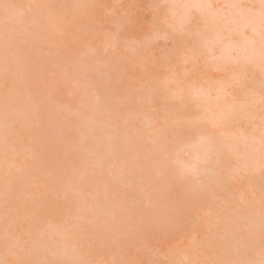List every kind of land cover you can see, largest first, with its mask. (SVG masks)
I'll use <instances>...</instances> for the list:
<instances>
[{"label":"bare ground","instance_id":"bare-ground-1","mask_svg":"<svg viewBox=\"0 0 264 264\" xmlns=\"http://www.w3.org/2000/svg\"><path fill=\"white\" fill-rule=\"evenodd\" d=\"M13 1L15 3V0ZM51 1V3L46 1L50 7L52 4L64 0ZM161 1L160 3H164L163 7L166 10L161 20L167 19L168 21L167 24L161 26V29L163 27L161 32L164 36L169 35L168 38L170 37L171 40L176 37V34L181 36V33L187 32L186 35H182L184 38L181 36L182 38H176L177 40L173 41L174 49L178 44H181L182 50L180 51L185 52V57L181 60L190 63L191 68L194 66L193 68L196 70L203 69L204 76L200 75L202 77L199 79V76L195 74V78L192 77L193 74H187L188 71L182 73L184 79L187 78L185 83H191L189 88L185 89L178 83L175 75L170 77L167 74V71L169 72L175 63H179L180 60L176 58L179 56H175L177 55L175 54L172 55L173 59L172 57L171 59L164 58L160 62L162 66L157 68L161 70L158 76L165 77L167 74L168 80L166 77L161 79L160 76L157 78L158 76L147 75L150 76V78L147 77L148 79L157 78L156 81L151 83V81L144 80L141 82L143 86L141 85L140 88L143 87L146 92L145 96H148L144 97L146 99L145 107L141 106V103L132 105V101L130 100V103L127 98V100L118 99L119 103L117 104L112 103V98H107L104 92L105 88L102 86V84H109V75L106 73V79L102 82L94 77L96 73L92 72L91 66L80 63L78 65L79 74L85 78V81L77 87L81 92L82 105L67 112L65 127L54 123L53 129L50 130L44 120L47 116L46 107L40 104L43 100L35 98L34 91H31L33 76L32 73L26 72L30 70L29 66L27 70V65L22 62L21 57L14 55L8 57L6 63L5 56L0 52V103L9 104L8 111L12 113V118L7 121L6 129L5 111L3 109V113L0 110V258H3L4 255L2 239L6 214L4 195L5 178L7 177L9 182L7 189L8 218L17 224H23L35 215L44 230L42 236L34 237V247L37 250V255L34 258L37 259L82 260V254L76 250L77 232L87 227L86 224H90L92 229L107 225L114 227L121 225V222L122 224L124 222H140L145 225L151 223V220L155 222L159 216L158 223L160 224L163 218V216L161 218L162 214L160 215L156 209H149L148 206L154 205L153 183H168L169 181L175 182L174 185L182 192L177 200V205H199L202 201L207 202V209L200 211L201 214L195 215L198 223H202L197 224L199 229H207L209 235H214L216 230L222 232L218 235L219 242L217 244H214L212 241L214 239L209 237L195 240L194 236L191 238V232L188 233V248L180 254L170 253L168 258L174 257L171 261L179 262V264H195L197 262L204 263L205 260L214 261L224 258L260 259V193L264 190V168L261 164L262 148L259 135L260 119L258 115L255 118H249L247 111L240 112L239 120L233 118L234 111L224 104V96L228 92L232 93L230 97H235L237 86L235 84L229 86L226 83L228 77L220 70L223 67V62L208 54L221 41L226 44L247 46L253 40H259L258 33L254 35L241 23L227 22L235 12L227 6L236 3L256 5L258 16L260 0H163V3ZM31 2L33 1L31 0ZM153 2L152 6L158 12V18L162 5L160 3L161 6L158 5V1L154 0ZM63 3L70 6L72 12L78 9V6L74 4L76 2L69 0L68 3ZM174 5H190L191 7H173ZM208 5L211 7H200ZM45 6L43 5V8ZM50 7L49 12H51ZM2 11L4 12L0 13V19L3 17L4 21L6 12L5 9ZM7 14H13L12 10H9ZM44 15H48V10ZM196 15L195 19L200 18L201 20L199 21L200 27L192 25L193 31L192 28L190 29V24ZM49 16L51 19L48 20L45 16L43 19L52 20L50 21L51 25H55L52 16ZM34 18L36 19V16ZM34 18L28 19L30 21L25 36L28 33V37L33 34L36 36V32H32V29H38V36H41L45 30L43 33L45 36L47 29L41 32L37 26L43 27L44 24L46 26L50 22L44 21L45 23L39 26L40 18L33 20ZM2 20H0V25L3 24V26L0 28L3 30L0 29V31L4 33ZM33 23L37 24L36 29L33 27ZM188 26L190 27L188 28ZM199 28L200 30H198ZM50 29L48 28V30ZM31 32L32 34H30ZM35 36H30L29 42L32 39L35 40L37 37ZM1 38H5V36H1L0 40ZM33 40L30 42L32 45L30 49H40L39 43ZM0 45L2 46L0 49L5 48L3 44L0 43ZM205 47L208 48V53L202 51ZM134 53L135 51L132 54ZM174 58L178 61H173L176 60ZM131 61L137 64L134 59ZM138 65L142 64L138 63ZM143 66H140L143 72H148V68ZM251 67L252 72L248 75V82L256 92L255 103L252 105L251 111L258 114L260 109L259 90L261 81L264 80V75L259 69L258 56L254 59ZM213 71L224 75L215 87L208 82L213 78L209 75ZM158 79L164 80L163 82L171 80L176 83L175 89L169 88L173 89L174 95L170 94L172 97L164 96L169 95L167 94L169 86L167 87L166 84L162 87L161 82V88H159V82L157 83L159 85H153ZM198 80H201V83H196ZM13 81L20 88L22 87L24 92L19 94L15 90L17 93H14V90L9 88ZM15 83L13 84L16 85ZM1 88H4L3 91ZM164 89L167 91L166 94L161 93L167 99L163 98L159 92ZM4 90H7V93ZM91 93L94 94L93 98L90 96ZM173 99H180L177 102V107L171 104V102L174 103ZM218 104L223 107H218ZM170 108L173 109L171 112H169ZM191 110L199 111L193 113ZM237 111L239 110L237 109ZM52 114H54L53 111ZM169 120L182 123L190 120L192 123L197 120V123L200 122V124L196 125L194 121L192 126L200 125L194 130H199L203 135H197L194 131L188 132L186 129L188 133L192 132L187 136L184 130L187 124H179L174 128L170 126L172 128L167 129L168 125L165 124V121ZM212 128H216L217 131ZM182 132L186 136L181 135ZM6 135L12 141L7 149ZM220 136L224 137L225 142L221 140ZM210 145L215 146L217 150L216 162L212 166L203 163ZM6 151L8 152L7 157L5 156ZM60 154L62 156L58 159ZM48 155H51L52 160H58L60 164L64 161H61L63 158L66 159L70 169L59 165L60 168L56 172L46 161ZM233 155L235 158L232 157ZM227 158L230 162L237 160L234 166H231L232 163H227ZM196 160L202 162V167L209 169L199 179L191 175L187 168L179 167L177 163L182 162L187 166ZM107 162H118L117 169L112 173L111 181L103 180ZM226 165L230 167L229 171L224 173ZM69 176H72L70 180L64 182L65 178ZM235 176L242 177V181H240V190L234 191L232 194L226 187V181H231ZM147 187L148 189L145 190ZM84 192H88V196L83 195ZM229 193L238 195L243 205L248 207L256 205L254 210L249 215L240 218L231 215V212L227 211L228 206L231 205ZM67 195L71 197L59 209L53 212L49 210L56 203L55 199ZM134 205H142V207L144 205V209L141 211L137 209L139 206ZM119 207L122 209L119 210ZM25 211H28L26 215ZM196 211H199V208H196ZM211 215L216 221L214 224L209 221L208 217ZM147 216L151 217L150 221L147 220ZM155 217L158 218L152 219ZM153 221L151 224L154 223ZM250 223L256 225L251 235L246 231ZM127 225L129 226V224ZM201 242L207 244L202 245ZM249 242L254 245V252L251 255L248 253ZM237 247L240 249L239 255L235 254ZM191 248L197 249V252L193 251L192 254Z\"/></svg>","mask_w":264,"mask_h":264},{"label":"rangeland","instance_id":"rangeland-1","mask_svg":"<svg viewBox=\"0 0 264 264\" xmlns=\"http://www.w3.org/2000/svg\"><path fill=\"white\" fill-rule=\"evenodd\" d=\"M32 1L33 2H31V0H15V3H13V0H0V7L2 4H7L6 2L19 5L21 6L27 20L29 18H34V16H36V19L34 18L33 20L40 18L38 23L41 25L38 24L39 26H42V23H45L44 21H46V23L52 21H48L51 19L49 18V15L53 18L55 25H51L50 22L49 24H46V26L44 24L43 27H38L37 24L34 25L33 23V27L36 29L35 26H37L41 32L44 29H47L46 35L44 36L43 34L45 33V30L42 32L41 36H38V29H32L33 31H31L34 33L36 32L37 37L35 34L29 35L28 37V33L27 36H25V40H28L27 45L29 46L22 47L23 49L20 48L14 55L21 57L22 62L27 65V70L29 66L30 70L26 72H28V74L32 73L33 76V89L31 88V83L30 88L31 91H34L33 93L35 98H41V100H43L40 104H43L46 107L45 110H47V116L44 120L47 128L50 130L53 129L54 123L56 125H60V127H65V116H67V112L74 108L77 109L82 105L81 92L77 89V87H79L81 82L85 81V78L81 77L79 74L80 70L78 65H80V63H85L91 66L92 72L96 73V76L94 75V77H97L102 82L106 79L105 75H109V84H102V86L105 88L104 92L107 98H112V103L117 104L119 103L118 99L127 98L129 99V102L130 100L132 101V105L141 103V106L143 105L145 107L146 99L144 97L148 96H145V89L143 87L142 89L140 88L141 85L143 86V83L141 84V82L148 80L152 83V81H156L155 79L159 78V76L161 77V75L158 76V74L161 73V70L157 69L162 66L160 62L165 58L166 54L173 53L177 48L175 47L174 49L175 45L173 46V41L175 42V40L182 38V35H186L187 33H181L182 37L176 34V37L171 40L170 37L168 38L169 35L164 36L161 32L163 27L162 29L161 27H154V22L159 23L165 15L166 10L163 7V0H160L163 4H161L159 0H155V2L158 1V5H162H160L162 9L158 8L161 12H159L160 15L158 14L160 16L158 17L159 19L157 18L158 12L155 10V7L152 6L154 4V0H70L71 2H76L74 4L78 6L77 11L74 12L70 10V6H66L67 4L63 3H68L69 0H64L63 2L61 1L62 3L57 2V4L53 2L55 4L51 5L53 9L50 7V4L48 6L46 3V1L50 2L51 0ZM43 5L46 6L43 8ZM72 6L74 5L72 4ZM49 7L51 12H49ZM1 8L0 13L4 12L2 11L4 8L2 10ZM46 8L48 10L47 16L44 15L45 13L47 14ZM43 15L47 17L48 20L47 18L43 19L45 18ZM195 17H197V15L192 18L190 24L191 27L188 26V28L190 27V29H193L192 25L197 26L200 24V18L195 19ZM2 19L3 17L0 20ZM2 22L4 23L3 20ZM0 26H3V24ZM48 28L51 29L48 30ZM198 30H200V28ZM0 32L2 33H0V37H4L5 33L2 31ZM32 32L30 34H32ZM192 32L191 35H193ZM30 36L36 37L35 40H32L39 43L38 47L40 46V49H30V46H32L30 44L32 40L29 42L31 39ZM42 36L44 37L42 38ZM0 43L4 46L5 38H1ZM134 47H137L138 49ZM0 48H2L1 45ZM134 51L135 53L132 54ZM0 52L5 56V48L0 49ZM179 52L180 53L175 52L177 55H174L179 56L176 58H178L181 62L179 61V63H175L172 69H170L169 72L167 71V74H169L168 76L170 77L175 75V78L177 77L178 79V83L186 89L189 88L191 83H185L187 78L184 79L182 73L184 74L185 71H188L187 74H193L192 77H194L195 74L199 76L198 78L200 79V77H202L200 75L204 76V72L202 71L203 69L196 70L193 68L194 66H192V69L190 63L181 60V58L185 57V52ZM12 56L13 55L11 53L8 55L9 58ZM132 59H134L137 64L132 62ZM178 60L176 59L173 61ZM138 63L142 64L140 66L145 65L150 72L147 70L148 72L145 71L146 73H144ZM147 75H150L151 77H158L155 79H148L150 76L148 77ZM209 75L213 78L209 79L208 82L214 87L218 85L221 78L224 76L222 73H217L215 71L211 72ZM162 77L161 79L165 78ZM168 78L169 77H166V80H168ZM161 79H158L155 84L153 83V85H159L157 84L159 82V88H161L162 82V87L166 84L167 87L169 86L168 89H175L176 83L171 82V80L169 82L165 81V83L163 82L164 80L162 81ZM199 82L201 83V80H198L196 83ZM13 83L15 82L13 81ZM13 83L9 88L14 90V93L19 92L20 94L24 92L22 87L20 88L18 84L15 83L16 85H14ZM167 87L165 86L166 89ZM2 89L4 88H1V91H3ZM166 89H164L165 92H159L166 94ZM173 89H169L167 94L174 95ZM15 90L17 92H15ZM235 90H237V88H235ZM5 91L7 93V90H4V92ZM143 92H145L144 95ZM164 94L161 93L162 96ZM93 95V93L90 94L92 98ZM169 95L164 96L167 98L173 96ZM164 96L163 98H165ZM174 98L176 97L174 96ZM233 98L234 97H229L230 100ZM173 101L174 103L171 102V104L176 105L177 107V102L180 101V99H173ZM123 102L125 101L123 100ZM157 103H160V101H157ZM168 103L170 102L168 101ZM171 104L170 106L172 107ZM149 105L151 104L149 103ZM0 108H2L0 110L3 113L4 111L10 109L9 104H2V102L0 103ZM172 108L175 109L174 106ZM169 110V112H171L173 109L171 110L170 108ZM52 111L54 114H52ZM192 111L193 113H196L197 110H195V112L194 110H191V112ZM171 121L173 120L165 121V124L169 126H167V129L172 127L174 128L179 124H187V127H185L184 130L186 131V129H188L187 131L189 132L200 127V125L198 127L195 125L192 126L194 121V124H200V122L197 123V120H194L192 123H190L191 120L189 122L183 121V123L176 121L171 123ZM213 130L217 131L216 128ZM187 131L185 132L187 136L192 133H188ZM186 134H183L182 132L181 135L186 136ZM220 138H222L221 140L223 141L225 140L222 136H220ZM227 139L229 140V138ZM44 154L46 155L47 153ZM50 156L51 155H48L46 161L56 170V172L61 166H65L70 169L66 159L63 158L61 161H64L60 164L58 160H52ZM61 156L62 154H60L58 159H60ZM232 157L235 158L234 155ZM229 159L232 158L229 157ZM229 159L227 158V163H232L231 166H234L237 160H231L230 162ZM117 164L118 162H107L105 164L103 180H112V173H114L117 169ZM59 165L60 167H58ZM229 167L226 165L223 172L225 173L229 171ZM71 177L72 176L65 178L64 182L70 180ZM240 181H242V177L238 176H235L234 179L232 178L231 181H226L227 189L230 190L232 194L234 191L236 192L240 190ZM174 184L175 182L172 183L171 181L168 183H153V193L155 197L153 200L154 205H151L153 208L149 206L148 208L156 209L157 212L159 211L160 215L162 214L161 218L162 216L163 218L161 219L162 221L160 224L158 223L160 216L159 218H152H158L155 221L157 224H154L155 222L151 220V217L149 218L148 215L147 220H151V223L153 221V224L147 223L143 225L140 222H124L122 224L121 222V225L118 226L108 227L107 225L106 227L102 226L100 228L94 227V229H92L93 227L90 224H86L87 227H84L83 230H78L77 240L80 243L78 244L77 242L76 250L83 256L81 261H86L88 264H179V262L171 261L174 257H168H170V253L176 252L180 254V252L185 251L188 248L187 244L189 239L187 238V235L190 232L191 238L194 236L195 240L209 237L214 239L212 240L214 244H217L219 242L218 235L222 232L220 230H216L214 235H209L207 229H199V225L202 223L199 224L195 217L197 213L201 214L200 211H205L207 209V202L202 201L199 205H177V200L180 198L182 192ZM147 189L148 187L145 190ZM83 195L88 196V192H84ZM228 196L231 199V205L228 206L227 211L231 212L230 214L237 218L249 215L256 206L251 205L248 207L247 205H243L242 200L238 195H230L229 193ZM70 197V195H67L64 197L62 196L59 199H55L56 203L52 205L49 210L53 212L59 209L61 205L66 203ZM26 199H29V197H26ZM120 207L119 210L122 209H120ZM245 207L248 208L246 209ZM196 208H199V211H196ZM137 209L142 211L144 209V205L143 207L140 205ZM27 213L28 211H25V215ZM208 218L211 224L216 222L212 215ZM127 224H129V226ZM195 232L196 234H194ZM201 244L204 245L207 243L201 242ZM193 251L197 252V249L191 248L192 254L194 253ZM208 262H210V260H205L204 263L197 262L195 264H208Z\"/></svg>","mask_w":264,"mask_h":264},{"label":"snow or ice","instance_id":"snow-or-ice-1","mask_svg":"<svg viewBox=\"0 0 264 264\" xmlns=\"http://www.w3.org/2000/svg\"><path fill=\"white\" fill-rule=\"evenodd\" d=\"M6 16L4 20V33H5V62L7 63V57L11 53L15 55L17 51L27 46L25 40V33L27 31L28 20L19 5L4 4L3 5ZM173 7H191L190 5H174ZM200 7H211L200 6ZM231 9L235 10L234 16L228 18V23H241L245 28L250 29L253 34L259 35V40H253L247 46L226 44L221 41L213 50L208 53V48L205 47L202 51L208 53L210 56L217 58L223 62V67L220 69L224 72L228 79L226 83L231 86L235 84L237 86V93L233 99H229L232 93H225L224 104L228 105L234 111V119H240V112L247 111L249 118H255L257 115L260 119L259 135L261 143V164L264 168V80L261 81V87L259 90V104L260 109L258 114L251 111L252 105L255 103L256 92L255 89L249 85L248 75L252 72V63L258 56L259 69L262 75H264V0H260L259 14L257 16L256 5H247L242 3H236L229 5ZM9 10H12L13 14L8 15ZM167 19L154 22V27H161L167 24ZM258 45V47H257ZM182 50V45L178 44L177 48L171 54H166L165 59H171L175 52ZM218 107L223 105L218 104ZM237 109L239 111H237ZM12 118V113L8 110L5 111L4 119L7 129V121ZM197 135H203L199 130H193ZM12 143L11 139L5 136L6 149ZM216 148L210 145L206 153V159L204 164L212 166L216 160ZM5 156H8V152H5ZM179 167L187 168L191 175L196 176L198 179L201 175L208 172V167H202V162L196 160L190 165H184L182 162H177ZM8 179L5 178V226L3 232L2 246L4 250L3 258H0V264H88L86 261L74 260V259H37L34 258L37 255V250L34 247V237L42 236L44 230L40 221L35 215L27 222L23 224H17L7 216L8 207ZM256 225L250 223L246 231L251 235L255 230ZM259 234H260V259H240V258H224L208 262V264H264V190L260 193V220H259ZM254 252V245L249 242L248 253L251 255ZM240 249L237 247L236 255H239Z\"/></svg>","mask_w":264,"mask_h":264}]
</instances>
